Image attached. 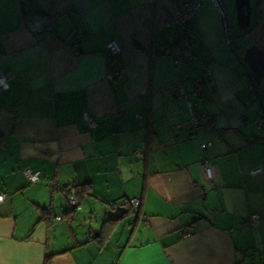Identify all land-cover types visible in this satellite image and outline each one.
Returning <instances> with one entry per match:
<instances>
[{"label": "crops", "instance_id": "1", "mask_svg": "<svg viewBox=\"0 0 264 264\" xmlns=\"http://www.w3.org/2000/svg\"><path fill=\"white\" fill-rule=\"evenodd\" d=\"M232 1L218 0L229 16ZM252 10L264 18V0ZM38 13L55 21L41 39L26 28ZM190 22L183 39L169 0H0V72L13 75L0 87V264H262L264 78L242 68L257 28L224 29L212 0ZM178 87L204 114L194 137Z\"/></svg>", "mask_w": 264, "mask_h": 264}, {"label": "built area", "instance_id": "2", "mask_svg": "<svg viewBox=\"0 0 264 264\" xmlns=\"http://www.w3.org/2000/svg\"><path fill=\"white\" fill-rule=\"evenodd\" d=\"M200 1L201 0H169V3L172 8V20L173 22H176L180 24L184 30H188V38H194V34L191 31V17L193 13L199 9L200 7ZM216 13L218 17L222 20L223 28L227 29V15L225 13L224 8L218 3V0H212ZM55 26V21L54 18L51 14H43V13H38V14H33L27 21H26V28L27 30L37 37L38 39H41L42 37H46L52 33V30L54 29ZM229 42V40H228ZM105 55L110 54V55H119V46L113 42H107L105 44ZM119 69H113L109 70L106 72V78L108 80H111L115 77ZM209 68H206V72H209ZM11 74L10 73H5V72H0V87L6 86V78H10ZM209 83L212 84V80H209ZM177 92L181 95H183L185 99V103L187 107L190 109V133L189 135L191 137H194L196 135V129L198 127L199 121L201 117H204L203 113H196L192 110L193 107V97L192 93L185 92L182 88L178 87ZM82 120L88 124L89 127H93L96 124V118L95 116L87 109H84L82 111ZM253 124L261 130V124H262V117L261 115H257L255 118L252 120ZM180 125H178L179 127ZM206 145H209V142H206V144H202L201 147H205ZM133 154L135 157H140L141 156V151L139 148H134L133 149ZM202 166V172L204 176L208 179L212 178V169L208 163V160L206 158H202L201 162ZM261 171V168L259 166H255L251 169L250 174L252 175H257ZM22 174L24 177L30 182L34 183L38 180L39 178V172L38 171H33L29 168H25L22 171ZM68 203L72 207H77V201L75 196L70 193L66 195ZM4 199V194L0 193V202ZM131 205H138L139 200L134 199L131 201H128ZM257 215L253 214L252 219H256ZM261 263L264 264V257H262Z\"/></svg>", "mask_w": 264, "mask_h": 264}, {"label": "water", "instance_id": "3", "mask_svg": "<svg viewBox=\"0 0 264 264\" xmlns=\"http://www.w3.org/2000/svg\"><path fill=\"white\" fill-rule=\"evenodd\" d=\"M234 4L237 27L239 29L249 27L251 15L249 0H234ZM243 61L248 65L255 80L264 77V48L255 44L248 46L244 51ZM119 209L120 207L116 206L114 213L118 212Z\"/></svg>", "mask_w": 264, "mask_h": 264}, {"label": "flooded vegetation", "instance_id": "4", "mask_svg": "<svg viewBox=\"0 0 264 264\" xmlns=\"http://www.w3.org/2000/svg\"><path fill=\"white\" fill-rule=\"evenodd\" d=\"M261 15H262V13H261V11H259L258 14H257V17H256V19L258 21H256V23L254 24V27L257 28V33L255 34L256 35V39H255L254 44L257 45L260 48H264V18H262ZM243 56H244V54H243ZM242 59H243V57H242ZM242 68L244 70H246L247 72L250 71L248 65L245 62H242ZM261 78H264V77H261Z\"/></svg>", "mask_w": 264, "mask_h": 264}, {"label": "rangeland", "instance_id": "5", "mask_svg": "<svg viewBox=\"0 0 264 264\" xmlns=\"http://www.w3.org/2000/svg\"><path fill=\"white\" fill-rule=\"evenodd\" d=\"M252 2H253V0H249L250 6H252ZM232 4H233V8H232L231 16H229V14L227 12V24H228V26H230V28L236 29L237 32H244V31L251 30L253 28V26H254V23H255V22L253 23V21L257 17L256 16L257 13L255 12V10L254 11L253 10L251 11V15H250V25H249V27H247L245 29H239L237 27V23H236L234 0L232 1ZM262 101H264V100H262ZM262 104H264V103H262Z\"/></svg>", "mask_w": 264, "mask_h": 264}, {"label": "trees", "instance_id": "6", "mask_svg": "<svg viewBox=\"0 0 264 264\" xmlns=\"http://www.w3.org/2000/svg\"><path fill=\"white\" fill-rule=\"evenodd\" d=\"M182 34H183L182 35V38L183 39H189L188 38V34H187V32L185 30H184V32ZM105 60H106V68H107V71L113 70V69H120L119 55H116L115 56V55L106 54L105 55ZM73 208H75V207H73ZM47 263H48V259H46L44 261V264H47Z\"/></svg>", "mask_w": 264, "mask_h": 264}, {"label": "bare ground", "instance_id": "7", "mask_svg": "<svg viewBox=\"0 0 264 264\" xmlns=\"http://www.w3.org/2000/svg\"><path fill=\"white\" fill-rule=\"evenodd\" d=\"M32 16V15H31ZM30 16V17H31ZM54 29H55V26H54ZM54 29L52 30V33L54 32ZM186 31V30H185ZM192 31V30H191ZM187 32V34H188V30L186 31ZM35 37V36H34ZM36 39H38L37 37H35ZM3 72H5V73H10V72H8V71H3ZM11 74V73H10ZM12 74H11V77L9 78V79H11L12 78ZM8 78H6V83H7V81L9 80ZM188 110H189V118H190V109L188 108ZM192 110L194 111V109H193V107H192ZM194 112H196V111H194ZM196 113H199V112H196ZM87 126H88V124H87ZM95 126V125H94ZM93 126V127H94ZM89 127V126H88ZM93 127H90V128H93ZM132 200H134V199H132ZM262 257H264V256H262ZM261 260H262V258H261Z\"/></svg>", "mask_w": 264, "mask_h": 264}]
</instances>
